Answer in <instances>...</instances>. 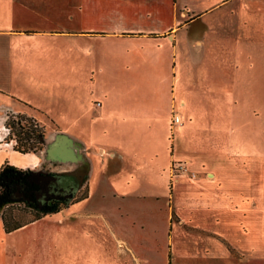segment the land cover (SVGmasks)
I'll return each instance as SVG.
<instances>
[{
	"label": "crops",
	"instance_id": "crops-1",
	"mask_svg": "<svg viewBox=\"0 0 264 264\" xmlns=\"http://www.w3.org/2000/svg\"><path fill=\"white\" fill-rule=\"evenodd\" d=\"M226 1L190 11L184 0H0V167L70 174L74 193L88 190L9 230L4 207L17 196L0 190V264H264V80L240 89L237 48L231 128L206 143L192 131L206 112L181 99L182 117L166 90L168 70L175 85L179 66L206 59L181 26L200 19L208 35L216 25L201 19ZM230 2L236 38L264 27V0ZM252 51L251 68L264 66V47ZM17 112L50 123L40 150L8 136ZM174 112L191 138L183 149ZM175 158L197 176L171 183Z\"/></svg>",
	"mask_w": 264,
	"mask_h": 264
},
{
	"label": "rangeland",
	"instance_id": "rangeland-1",
	"mask_svg": "<svg viewBox=\"0 0 264 264\" xmlns=\"http://www.w3.org/2000/svg\"><path fill=\"white\" fill-rule=\"evenodd\" d=\"M211 1L212 0H184L190 11L196 9L199 10ZM230 1L231 0L226 1L225 3L221 4L219 8L205 13V17L201 19L206 24L209 23V25H216V28L211 30L208 35H203L204 29L201 28L200 19L192 21L190 25H188V29H186L187 27L185 26H181L182 29H180V31L187 32V35L188 33L189 35L198 33V36L203 39L204 45H207V50L202 47L200 48V53L202 55H206L204 63L200 64L199 61H196L197 63L195 62L194 65L188 68L186 74H184L183 69H181L179 66L175 75V85L172 82L171 71L166 69L168 70L166 72L168 77L166 90L168 91L169 95H172V90L175 92L173 97L176 106L174 109L179 111L182 117L185 118L186 114L184 107L179 103L181 99H186L188 103H190L192 110L206 112L203 117L193 120L194 126L192 128V131L197 134L196 136L200 135L201 137L205 138L203 140L205 143L211 138V136L213 137V135H219L218 137L221 138L231 128L230 114L233 109V98L235 97L237 91L233 83L235 76L232 72V63L233 59L236 58V54H233V52L237 50V48L240 50V70L238 72L240 89L243 90V85L250 81L252 83L254 82V89L259 91L261 88L258 86V84L264 80V66L257 63L254 68L253 65L251 68L249 65V57L251 56L250 52H253V48L255 47L258 49L264 47L262 45L264 42V27L262 24L257 23V25H254L256 27L255 32L249 28L251 32L246 30L249 36L247 35L241 39L236 38V36L232 34V19L228 18L230 16L224 15L229 14L230 6L232 4ZM213 16H222L221 18L223 19L216 21L208 19V17ZM208 20L209 22H207ZM193 49V54L199 56L198 51H196L195 48ZM215 51L218 53V56H214L216 53ZM215 57L217 58L216 60ZM213 78H216L218 85L220 86L212 87L210 85ZM215 111L216 113L214 114ZM26 117H31V119L29 120ZM10 120L17 129L20 125L24 126L25 128L28 127L31 121L37 123V126L41 129H44L45 132H48L51 127L47 120L45 121V124L43 120L39 119L33 113H12ZM188 121L189 120L187 118L186 122ZM173 126L171 125L170 128L172 127L174 130L173 135H171V137H174V146L176 148L183 149L184 145L191 142V138L185 137L183 125ZM5 127L8 130L9 136V126L5 124ZM9 137H11L14 142L16 141L14 130ZM178 159L187 160V170L183 175L195 178L197 176V172L195 169L189 166L190 159L175 158L173 160ZM183 175H180L179 178ZM173 182L174 181H171V183ZM25 185L26 184L23 185L21 183H15L13 186H8L6 182L0 179V190H5L10 193L12 192V194L17 196V200L15 202L9 203L4 207L3 213L10 223L33 219L35 216L45 213V209L53 206H58L61 208L66 205L68 200L73 202L82 199L86 196L88 191L87 186L82 185L72 195H69L64 199H53L50 205L43 206L39 204L33 194L26 191V189L29 187ZM97 254L96 257H98Z\"/></svg>",
	"mask_w": 264,
	"mask_h": 264
},
{
	"label": "trees",
	"instance_id": "trees-1",
	"mask_svg": "<svg viewBox=\"0 0 264 264\" xmlns=\"http://www.w3.org/2000/svg\"><path fill=\"white\" fill-rule=\"evenodd\" d=\"M12 113H9L8 118L6 119L5 124L9 126V136L11 133L15 134V147L21 152L26 151H38L43 147V139L45 135L44 129H41L37 126V123L30 122L28 127L19 126L17 129L14 124H12L10 117ZM29 120L31 117H26ZM30 170L17 167L13 164L5 163L0 167V179L8 186H13L15 183L28 184L27 176L29 175ZM60 209L58 206H53L45 209L46 212L57 211ZM40 215L35 216L38 218ZM33 218V219H34ZM5 227L7 230L18 227L21 223L15 222L10 223V221L5 217L4 218Z\"/></svg>",
	"mask_w": 264,
	"mask_h": 264
},
{
	"label": "flooded vegetation",
	"instance_id": "flooded-vegetation-1",
	"mask_svg": "<svg viewBox=\"0 0 264 264\" xmlns=\"http://www.w3.org/2000/svg\"><path fill=\"white\" fill-rule=\"evenodd\" d=\"M32 173L35 172L30 170L29 175L27 176L28 184L26 185L29 188H27L26 191L33 194L39 204L43 206L50 205L53 199H64L67 196L72 195L78 187V180L70 174L52 173L59 177L44 181L41 179H35V177L31 176Z\"/></svg>",
	"mask_w": 264,
	"mask_h": 264
},
{
	"label": "built area",
	"instance_id": "built-area-1",
	"mask_svg": "<svg viewBox=\"0 0 264 264\" xmlns=\"http://www.w3.org/2000/svg\"><path fill=\"white\" fill-rule=\"evenodd\" d=\"M182 117L179 113L174 112L171 117V124L172 125H178L182 123ZM187 160H173L170 166V181H177L180 175H183L186 173L187 166H186Z\"/></svg>",
	"mask_w": 264,
	"mask_h": 264
},
{
	"label": "water",
	"instance_id": "water-1",
	"mask_svg": "<svg viewBox=\"0 0 264 264\" xmlns=\"http://www.w3.org/2000/svg\"><path fill=\"white\" fill-rule=\"evenodd\" d=\"M31 176H33V177H35V179H41V180H49V179H54V178H57V177H59V176H57V175H54V174H52V173H37V172H35V173H32V175Z\"/></svg>",
	"mask_w": 264,
	"mask_h": 264
}]
</instances>
